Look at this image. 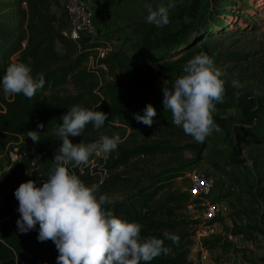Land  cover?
I'll list each match as a JSON object with an SVG mask.
<instances>
[{
    "label": "trees",
    "instance_id": "1",
    "mask_svg": "<svg viewBox=\"0 0 264 264\" xmlns=\"http://www.w3.org/2000/svg\"><path fill=\"white\" fill-rule=\"evenodd\" d=\"M212 1L193 0L188 7L181 9V16H190L195 20L179 34L171 32L168 26L156 27L149 24L144 30L142 41L135 45L132 56L126 57L127 53L119 50L99 60L93 69L87 68L86 62L97 55L98 48L108 42L103 37L95 40L84 37L79 42L65 37L63 31L69 27L67 15L58 16L53 13L49 0H18L17 30L0 26V78L12 63L29 64L34 77L41 73L45 77L43 89L37 91L31 99L23 94L6 95L0 86V153L20 136L26 137L28 131L40 132L39 143H34L29 137L28 139L33 143L32 156L42 171L43 181L48 180L54 167V155L62 145L61 138L55 134L54 129L62 125V116L74 105L102 111L107 114L108 119L99 130L89 123L81 136H70L73 144L96 142L87 136L94 133L168 130L173 135L177 129L181 130V141H192L182 146L158 143L118 145L115 151L107 154L105 160L98 159L95 154L89 160L101 161L104 171L113 174L128 167L133 160L168 158L167 166L158 172L146 173L144 181L138 182L128 196L105 205V209L113 211L116 217L140 223L142 237L165 239L164 231L179 236L178 246L165 239V246L172 248V254L155 258L151 264H195L189 259L192 234L184 228L188 223L166 215L165 213L172 214V211L167 209L168 205L159 204L158 198L175 180L186 176L187 171L196 165L198 161H185L184 154L192 152L199 157L206 148V140L198 143L193 137L186 135L182 127L175 126L171 111L163 105V89L152 88L157 80L170 78L181 65L198 55L201 40L215 33L222 34L219 31L222 29L227 30L226 33L231 32L225 19H222L223 13L212 7ZM224 1L227 0H214L216 3ZM235 1L243 9L264 11V0ZM257 20L249 19L248 23L255 28L264 24V16ZM58 46L61 47V52L58 51ZM227 58V62L248 59L247 55L242 54L229 55ZM143 64H156L155 71L146 81L100 82L98 73L104 66L117 65L121 69H132ZM69 86L74 87L76 92H69ZM137 87L146 91L138 93ZM172 88L173 86L168 89ZM148 104L157 113L151 127L134 118V114L144 115ZM228 109L241 110L243 124L226 123L218 118H214L215 123L225 131L231 149L236 154L232 156L234 163L245 164L246 160L237 157L242 154L243 146L249 148L248 161L261 175L257 179L259 186L256 191L264 197V99L243 95L237 97L236 93L225 86L224 102L217 104L216 110ZM39 124H43L44 128H38ZM42 184L43 182L37 186L41 187ZM169 201H186L194 205L200 203L199 200L192 199L191 195L173 196ZM213 201L225 200L217 197ZM18 207L19 202L14 193L4 194L0 200V264H57L59 253L55 244L51 240L39 242L37 239L38 224L35 230L26 234L19 232ZM248 233L249 229L235 231L236 236ZM207 241L208 239L203 244L209 248L210 242ZM211 247L214 248V243ZM250 264H264V257L251 261Z\"/></svg>",
    "mask_w": 264,
    "mask_h": 264
},
{
    "label": "rangeland",
    "instance_id": "2",
    "mask_svg": "<svg viewBox=\"0 0 264 264\" xmlns=\"http://www.w3.org/2000/svg\"><path fill=\"white\" fill-rule=\"evenodd\" d=\"M18 0H0V26L17 30ZM51 11L58 16L66 15L68 0H49ZM193 0H111L109 12H104V26L95 25V35L93 40L103 37L110 46L112 52L119 50L126 52V57L133 55L135 45L142 41L144 30L149 25L146 21L147 11L145 4H152L155 9L158 5L173 4L169 9V23L166 25L171 32L179 34L187 25L192 24L195 18L181 16L180 10L188 7ZM255 1V0H253ZM26 7V4H23ZM214 10L217 8L223 14L226 24L231 28L219 30L222 34H212L199 43V53H206L213 61L214 66L224 75L226 88L234 93L246 97H258L264 99V24L255 28L249 25V19L259 21L264 16V11L258 9H243L235 0H227L222 3L212 1ZM96 8L92 11L95 13ZM218 11V12H219ZM252 15V18L250 16ZM164 27V26H163ZM102 30V33L99 31ZM225 33V34H224ZM103 46V47H104ZM61 52V47H57ZM109 54V55H110ZM247 55L248 59L240 62H227L229 55ZM97 55H93L86 62V67L93 69L97 66ZM168 62V61H167ZM184 65L170 77H163L157 80L152 89L171 88L177 78L184 75ZM156 64L140 65L132 69H121L119 66H104L98 73L101 84L103 83H134L135 81H146L150 79L155 71ZM138 93H143L146 89L137 87ZM69 92L75 93L74 87L69 86ZM226 123L243 124L242 111L239 109L216 110L213 114ZM101 135L112 137L119 135L121 143L119 145L129 146L134 144H167L182 146L192 143L188 139L181 141V130L177 129L176 134L170 131H115L112 133L88 134L96 141ZM27 140V139H26ZM28 141V140H27ZM206 148L199 157L192 152L184 154L185 161H198L193 169L213 175L220 180L225 192L219 197H223L230 208V214L218 218L216 222L217 234L208 238L210 257L209 262L201 263L200 247L195 237L202 224V209L197 204L191 202L177 201L170 202L171 197L190 195V183L187 175L175 180L167 187L158 198L159 204L168 205L167 209L172 211L170 215L176 219L188 223L186 230L192 234V245L190 247L189 259L195 264H250L264 257V197L258 195L256 188L259 186L257 179L260 174L248 161L249 148L243 146L242 154L237 159H244L247 162L242 165L234 163L232 156L236 154L232 151L230 142L225 131H213L206 138ZM168 165V158L161 157L155 160L139 159L133 160L125 168H121L113 174L103 171L101 161L95 162L93 166L87 163L82 167L69 165V170L74 172L87 185L97 184L99 192L97 196L106 194L113 201L124 198L133 192L138 182L145 179L148 172H158ZM81 168V169H80ZM83 171V173L81 172ZM39 172L42 171L39 169ZM18 175L4 173L1 184L2 191L13 193L16 187L22 183ZM120 176V178H119ZM118 177V178H117ZM215 198V196H214ZM249 229L250 233L237 235L235 241L228 240L227 236L235 235L237 230ZM256 229L255 231H252ZM252 231V232H251ZM207 240V239H206ZM204 243V241H203ZM214 243V248L211 244ZM204 245V244H203Z\"/></svg>",
    "mask_w": 264,
    "mask_h": 264
},
{
    "label": "clouds",
    "instance_id": "3",
    "mask_svg": "<svg viewBox=\"0 0 264 264\" xmlns=\"http://www.w3.org/2000/svg\"><path fill=\"white\" fill-rule=\"evenodd\" d=\"M173 4H145L146 21L156 27L166 26L169 9ZM184 75L177 78L172 90L163 88V105L172 113L175 126L182 127L198 143H203L213 131L221 129L213 114L216 105L224 102V75L214 66L204 52L190 59L183 67ZM45 85L44 75H32V68L25 63H12L0 78V86L6 95L23 94L33 98ZM239 94L237 93V97ZM157 115L148 104L144 115L134 114L137 122L151 127ZM62 125L54 129L62 145L54 155V167L47 181L38 187L35 181L21 183L14 195L19 202L17 228L26 234L39 225L38 241L51 240L58 250L57 264H151L155 258L172 254L165 246V239L179 245L176 234L164 231L165 239L142 237V225L116 217L105 205L113 198L106 194L97 196L99 186H87L69 165H86L94 154H110L122 142L119 135H101L96 142L73 144L69 137L81 136L89 123L99 130L108 119L102 111L72 106L62 116ZM43 129L44 125L39 124ZM41 133L28 131L34 143H39Z\"/></svg>",
    "mask_w": 264,
    "mask_h": 264
},
{
    "label": "built area",
    "instance_id": "4",
    "mask_svg": "<svg viewBox=\"0 0 264 264\" xmlns=\"http://www.w3.org/2000/svg\"><path fill=\"white\" fill-rule=\"evenodd\" d=\"M91 2L92 0H68L67 2L66 15L69 27L63 31V35L73 42H79L84 37L92 39L95 35L94 12L92 11ZM110 52H112V49L109 45L98 48L97 61L106 58ZM32 150L33 143L31 140L27 136H20L0 153V200L3 199L4 194H7L2 191L1 179L4 173L18 175L17 177L22 183L32 180L38 185L43 182V176L39 172L40 168L36 159L32 156ZM95 155L100 160L107 158V154L104 153ZM95 162H98V160H91L88 163L93 166ZM79 167H82V165ZM81 172L83 173V171ZM187 179L190 183V195L192 199L200 201L198 205L202 209V224L195 237L200 247L201 263H207L209 262L210 251L203 245V241L217 234L216 222L212 223V221L229 215L230 208L224 201H213L217 186L216 177L202 170L193 169L187 173ZM16 189L18 187L15 188V191ZM215 198L217 197L215 196ZM227 238L230 241H235L237 236L230 234Z\"/></svg>",
    "mask_w": 264,
    "mask_h": 264
},
{
    "label": "crops",
    "instance_id": "5",
    "mask_svg": "<svg viewBox=\"0 0 264 264\" xmlns=\"http://www.w3.org/2000/svg\"><path fill=\"white\" fill-rule=\"evenodd\" d=\"M112 5L111 0H92L91 7H95L97 10L94 13V22L95 25L102 27L104 26V12L110 11V6ZM99 31L102 33V30L99 29ZM219 179V178H218ZM217 179V186L215 189V196L218 197L219 195L222 196V194L225 192V190H222L223 185L220 183V180Z\"/></svg>",
    "mask_w": 264,
    "mask_h": 264
}]
</instances>
